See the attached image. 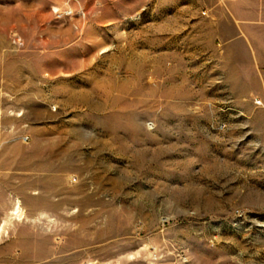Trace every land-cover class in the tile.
Segmentation results:
<instances>
[{
	"label": "rangeland",
	"instance_id": "374dc122",
	"mask_svg": "<svg viewBox=\"0 0 264 264\" xmlns=\"http://www.w3.org/2000/svg\"><path fill=\"white\" fill-rule=\"evenodd\" d=\"M210 5L0 0V168L35 193L0 264H264V98Z\"/></svg>",
	"mask_w": 264,
	"mask_h": 264
},
{
	"label": "crops",
	"instance_id": "0c3cea01",
	"mask_svg": "<svg viewBox=\"0 0 264 264\" xmlns=\"http://www.w3.org/2000/svg\"><path fill=\"white\" fill-rule=\"evenodd\" d=\"M204 15L203 23L209 26L208 43L221 61L225 83L239 91L252 83L264 98V73L259 72L264 70V0H211ZM1 169L0 234L17 235L22 232V218L16 210H23L27 198L35 193L24 187L31 182L24 183L21 163L10 164L9 175Z\"/></svg>",
	"mask_w": 264,
	"mask_h": 264
},
{
	"label": "bare ground",
	"instance_id": "6f19581e",
	"mask_svg": "<svg viewBox=\"0 0 264 264\" xmlns=\"http://www.w3.org/2000/svg\"><path fill=\"white\" fill-rule=\"evenodd\" d=\"M19 209H20V208H17V213H19ZM17 216H18V215H17Z\"/></svg>",
	"mask_w": 264,
	"mask_h": 264
},
{
	"label": "built area",
	"instance_id": "2783aa9c",
	"mask_svg": "<svg viewBox=\"0 0 264 264\" xmlns=\"http://www.w3.org/2000/svg\"><path fill=\"white\" fill-rule=\"evenodd\" d=\"M257 101V100H256ZM257 103H261L260 101H257Z\"/></svg>",
	"mask_w": 264,
	"mask_h": 264
}]
</instances>
